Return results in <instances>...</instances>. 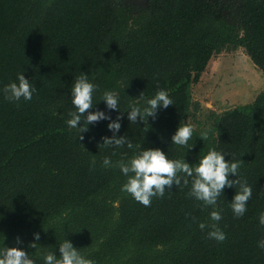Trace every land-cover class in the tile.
<instances>
[{"label":"trees","instance_id":"obj_1","mask_svg":"<svg viewBox=\"0 0 264 264\" xmlns=\"http://www.w3.org/2000/svg\"><path fill=\"white\" fill-rule=\"evenodd\" d=\"M239 16L241 33L214 0H149L138 13L117 0H0V90L22 72L37 89L19 102L0 91V248L20 247L36 264H45L47 252L58 256L65 239L95 264H264V91L214 114L187 147L172 143L197 109L191 88L215 54L243 48L264 71V0H244ZM84 73L97 85L92 111L112 120L122 114L116 136L126 135L132 149L102 145L113 136L110 120L83 133L68 126L76 110L71 88ZM161 89L173 105L129 121L130 105L146 107ZM105 91L118 94L120 111L107 108ZM147 148L192 166L210 149L227 153L241 165L230 179L253 189L247 211L237 218L230 206L239 185L205 207L188 195L192 178L153 197L150 207L137 202L122 191L127 176L118 162ZM214 210L219 222L210 218ZM202 222L226 239H209L212 229L202 231Z\"/></svg>","mask_w":264,"mask_h":264},{"label":"clouds","instance_id":"obj_2","mask_svg":"<svg viewBox=\"0 0 264 264\" xmlns=\"http://www.w3.org/2000/svg\"><path fill=\"white\" fill-rule=\"evenodd\" d=\"M17 80L18 83H9L0 91L3 92L5 99L10 102H19L21 99L30 101L37 91L36 87L31 83V80L25 77L24 72L17 74ZM96 90L97 85L89 81L86 73L75 77L71 88V97L76 110L69 113L71 118L67 120L68 126L70 128L79 127L80 132L83 133L89 130L88 126L90 124L106 119L110 120L108 128L113 132V136L111 138L104 137L102 145L114 148L127 145L129 149H132L134 145L126 135L116 136V133L121 129L122 114L112 120L111 116L106 115L103 111H92L94 108L93 97ZM142 98L143 93H141L139 99ZM102 100L106 102L109 110L120 111L119 96L116 92L105 91ZM145 103L146 107L143 108L138 104L130 105L129 121L137 123L138 118L144 121V117H155L160 107L167 109L170 105H173L169 93L164 89L157 91L155 96ZM194 131V125L180 123L177 131L172 136V143L187 147ZM79 137L81 140L83 139L82 135ZM201 138L206 139L207 134H203ZM227 155V153L213 148L201 157L195 166H192L185 159H169L167 154L160 148H147L134 155L127 162L123 160L118 162L122 173L127 176L122 191L130 194L137 202L150 207L153 197H163L166 189H172L173 185L179 187L182 182L187 186L189 178H192L191 190L188 195L203 202L205 207H215L219 196L226 187L231 188L239 185V191L236 192L230 206L237 218L242 217L247 211V203L252 197L253 189L246 181L241 182L239 178L236 180L230 179V176L238 177V169L241 165L239 161L226 160ZM93 164H95V161H93ZM103 164L105 167L112 166L111 158L105 157ZM210 218L219 222L222 219L221 211H212ZM259 222L261 226H264V212L260 213ZM208 227L212 229L207 233L209 239H215L218 242H223L226 239V234L216 224L207 225L203 222L199 224L202 231ZM34 236L36 240L40 239L39 233L34 234ZM19 243L21 241L18 237L17 244ZM258 246L264 249V239L259 241ZM30 247L35 248L36 244L33 243ZM44 261L45 264H95L92 259L85 258L68 239L60 243L58 256L53 252H47L44 255ZM0 264H36V261L20 247L5 246L0 248Z\"/></svg>","mask_w":264,"mask_h":264},{"label":"rangeland","instance_id":"obj_3","mask_svg":"<svg viewBox=\"0 0 264 264\" xmlns=\"http://www.w3.org/2000/svg\"><path fill=\"white\" fill-rule=\"evenodd\" d=\"M133 13L147 8L149 0H117ZM219 2L228 21L237 26L241 33L240 16L233 13L226 0ZM264 91V71L258 69L243 48L226 49L215 54L209 61L199 81L192 85L193 105L187 123L195 129H209L213 116L229 109L252 103Z\"/></svg>","mask_w":264,"mask_h":264},{"label":"flooded vegetation","instance_id":"obj_4","mask_svg":"<svg viewBox=\"0 0 264 264\" xmlns=\"http://www.w3.org/2000/svg\"><path fill=\"white\" fill-rule=\"evenodd\" d=\"M226 4L230 6L233 13L239 15L244 0H226Z\"/></svg>","mask_w":264,"mask_h":264}]
</instances>
